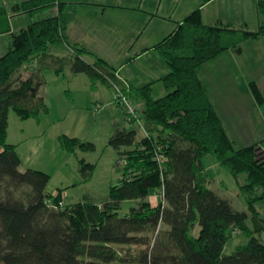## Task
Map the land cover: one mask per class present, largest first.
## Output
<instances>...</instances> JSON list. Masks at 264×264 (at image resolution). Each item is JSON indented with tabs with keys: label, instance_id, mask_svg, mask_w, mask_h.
<instances>
[{
	"label": "trees",
	"instance_id": "16d2710c",
	"mask_svg": "<svg viewBox=\"0 0 264 264\" xmlns=\"http://www.w3.org/2000/svg\"><path fill=\"white\" fill-rule=\"evenodd\" d=\"M7 1H15L12 13H27L33 21L13 33L10 50L0 56V264H264V217L256 207L264 200V149L234 144L200 75L206 62L227 50L240 53L245 42L264 36V18L257 30L232 21L208 25L202 6L210 0H202L153 47L170 67L161 79L167 94L156 97L153 83L134 88L106 59L70 40L61 0H0V35L12 32ZM257 9L264 17V0ZM60 45L71 52H54ZM66 69L87 74L93 86H122L140 109L143 127L136 119L134 128L114 126L109 145L118 153L122 178L102 203L64 204L61 191H47L51 174L23 170L16 145L8 142L11 110L22 119L48 112L46 70ZM251 88L264 104L257 83ZM59 140L76 155L96 150L80 138ZM209 154L239 182L248 211L210 187ZM95 168L79 157L84 182ZM154 192L161 195L156 203L150 200ZM125 201L133 202L128 213L121 212ZM237 232L248 241L226 254Z\"/></svg>",
	"mask_w": 264,
	"mask_h": 264
},
{
	"label": "crops",
	"instance_id": "0c3cea01",
	"mask_svg": "<svg viewBox=\"0 0 264 264\" xmlns=\"http://www.w3.org/2000/svg\"><path fill=\"white\" fill-rule=\"evenodd\" d=\"M61 1L66 3V34L70 40L106 59L118 75L134 88L153 83L156 93L158 89L163 91L161 79L169 74L170 67L153 47L202 4V0ZM257 1L210 0L202 6L204 22L213 25L219 21H232L248 25L247 11L256 6ZM14 2H6L11 14L12 32L0 35V56L10 50L13 33L29 25L22 26L19 30L14 29L15 20L27 14L12 13L11 6ZM64 47L65 53L61 55L69 54L70 49L65 45ZM116 50L122 51L120 54L125 51V62L120 66L111 61L112 58H108L104 52L108 51L116 57L119 55H114ZM86 59L94 61L92 56H86ZM125 68L126 72H123ZM61 74L68 80L69 89L70 84L75 88L68 89L70 93L71 90L74 93L79 88L80 93L87 96L92 103L91 94L104 95L108 89L113 104V89L108 85L100 82L93 86L87 74H73L69 69ZM200 75L234 144L243 147L258 143L264 149V104L257 102L251 88V82H256L264 94V36L245 42L240 53L227 50L206 62L200 68ZM52 78L55 80L59 77ZM58 80L60 89L58 88V95L55 96L48 87L46 74L42 94L48 103V112L41 113L38 117L23 119L21 122L10 114L8 142L16 145L23 170L32 168L48 172L52 176L51 181L54 176H59L58 184L53 186L49 183L47 191L54 195L61 191L64 204H72L82 201L70 200V192L87 183L83 181L80 173L79 157L87 161L88 159L80 156L83 150H79L76 155L64 150L60 144V135L76 138L81 136L61 125L67 120L71 109L67 107V100L59 101L61 89L66 87V84L61 79ZM116 123L126 125L127 122L115 118L113 127ZM13 124L20 127L19 132L15 133ZM210 181L213 182L212 179ZM154 198L150 196L151 202H158ZM256 207L264 217V200L257 202Z\"/></svg>",
	"mask_w": 264,
	"mask_h": 264
},
{
	"label": "rangeland",
	"instance_id": "374dc122",
	"mask_svg": "<svg viewBox=\"0 0 264 264\" xmlns=\"http://www.w3.org/2000/svg\"><path fill=\"white\" fill-rule=\"evenodd\" d=\"M256 8L257 5L252 6L251 10L249 9L246 14V19L249 22L246 26L250 30H257L264 18L259 12H257L258 9ZM52 13L53 11L49 10L44 12L43 16H48ZM22 16L23 17L19 18V20H15V30H19L22 26H26L33 21V17L29 14ZM54 49L56 50L53 51L57 54L65 53L66 50L64 45L56 46ZM104 52L108 58H112L110 59L111 61L119 64V66L125 62V55H123L125 51L120 54L122 51L116 50L114 55L116 53L119 54L116 57L112 56V54L108 51ZM123 72H126V68ZM46 74L48 87L55 96L58 95V88L60 89L58 79H61L66 84V87L63 86V89H61L59 101L61 100L62 102L64 99L65 101L67 100V103L69 104L67 107L71 110L67 120H64L61 125L65 126L64 128L70 132L78 133L82 140L91 141L96 144V150L80 152V156H84L89 162L95 163L96 168L94 176L89 182L83 184L82 186H78L77 190H72V192H70V200H92L97 203L105 202L109 198L112 185L119 183L122 178L120 168L117 166L118 153L109 145V139L113 133V122L115 118H118L120 121L126 120L127 122V110L117 104L114 91L113 104L111 100L112 95L108 89L104 95L98 93L91 94V103L87 96H84L82 92L80 93L79 88L74 92L75 94L72 93V90H75V88L71 84L70 89L72 90L71 93L69 92L70 89L67 85L68 80L64 78L63 74L57 76L53 70H47ZM52 77L59 78L53 80ZM105 87L108 88L107 86ZM161 87L163 91L158 89V92L155 94L156 97H161L167 94L164 86L162 85ZM116 109L118 110L116 111ZM10 114L13 118L17 119V121H24L14 110H11ZM126 126L129 128L136 127V125L128 122L126 123ZM13 128L15 133L20 131V127L15 126L14 124ZM141 132L142 131L140 130V133ZM48 148L50 149V147ZM73 157L76 159L75 155ZM204 163L208 176L213 181L210 183V187L222 197L229 198L238 210L248 211V203L245 196L239 190V182L224 166L220 164L217 157L214 154H209L204 158ZM71 170L73 169L71 168ZM59 179V176H54L53 180L50 182L51 185L56 186ZM241 181H245V176H242ZM152 196L155 197L154 200H161V195L158 192H154ZM132 204V201H125L121 212L128 213ZM247 241L248 237L246 234L242 232L234 233L228 241L224 252L226 254H232L239 245L245 244Z\"/></svg>",
	"mask_w": 264,
	"mask_h": 264
},
{
	"label": "built area",
	"instance_id": "2783aa9c",
	"mask_svg": "<svg viewBox=\"0 0 264 264\" xmlns=\"http://www.w3.org/2000/svg\"><path fill=\"white\" fill-rule=\"evenodd\" d=\"M113 91L115 93V98L117 104L127 110V118L131 123L134 119L143 127V122L139 118V106L138 104L130 97L128 90L126 91L122 86L113 83Z\"/></svg>",
	"mask_w": 264,
	"mask_h": 264
}]
</instances>
